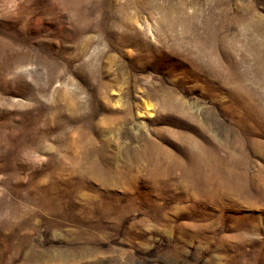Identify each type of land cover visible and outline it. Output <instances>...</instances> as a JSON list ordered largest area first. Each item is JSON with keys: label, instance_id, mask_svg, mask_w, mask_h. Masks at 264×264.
<instances>
[{"label": "rangeland", "instance_id": "1", "mask_svg": "<svg viewBox=\"0 0 264 264\" xmlns=\"http://www.w3.org/2000/svg\"><path fill=\"white\" fill-rule=\"evenodd\" d=\"M0 264H264V0H0Z\"/></svg>", "mask_w": 264, "mask_h": 264}]
</instances>
